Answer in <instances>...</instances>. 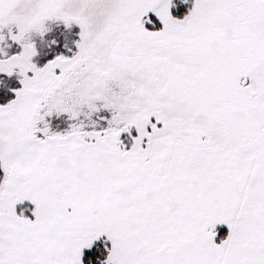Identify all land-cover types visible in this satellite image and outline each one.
<instances>
[{
	"label": "snow or ice",
	"instance_id": "1",
	"mask_svg": "<svg viewBox=\"0 0 264 264\" xmlns=\"http://www.w3.org/2000/svg\"><path fill=\"white\" fill-rule=\"evenodd\" d=\"M0 264H264V0H0Z\"/></svg>",
	"mask_w": 264,
	"mask_h": 264
}]
</instances>
